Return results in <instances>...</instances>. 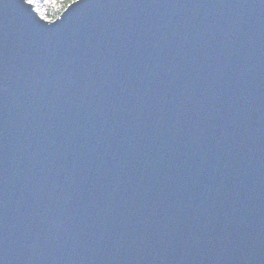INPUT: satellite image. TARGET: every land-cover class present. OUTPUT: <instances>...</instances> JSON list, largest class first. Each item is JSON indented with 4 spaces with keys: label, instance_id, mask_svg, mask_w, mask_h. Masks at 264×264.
Segmentation results:
<instances>
[{
    "label": "water",
    "instance_id": "1",
    "mask_svg": "<svg viewBox=\"0 0 264 264\" xmlns=\"http://www.w3.org/2000/svg\"><path fill=\"white\" fill-rule=\"evenodd\" d=\"M0 7V264H264V0Z\"/></svg>",
    "mask_w": 264,
    "mask_h": 264
},
{
    "label": "snow or ice",
    "instance_id": "2",
    "mask_svg": "<svg viewBox=\"0 0 264 264\" xmlns=\"http://www.w3.org/2000/svg\"><path fill=\"white\" fill-rule=\"evenodd\" d=\"M79 0H26V3L32 5V10L39 16L40 19L54 24L60 16L68 12L69 9L77 4ZM5 0H0V7H6ZM53 15H49V11Z\"/></svg>",
    "mask_w": 264,
    "mask_h": 264
},
{
    "label": "trees",
    "instance_id": "3",
    "mask_svg": "<svg viewBox=\"0 0 264 264\" xmlns=\"http://www.w3.org/2000/svg\"><path fill=\"white\" fill-rule=\"evenodd\" d=\"M48 14H49V15H53L54 13H53V12H51V10H50Z\"/></svg>",
    "mask_w": 264,
    "mask_h": 264
}]
</instances>
